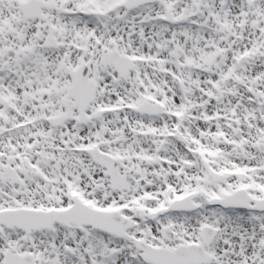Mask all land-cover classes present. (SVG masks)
Listing matches in <instances>:
<instances>
[{
	"label": "snow or ice",
	"instance_id": "1",
	"mask_svg": "<svg viewBox=\"0 0 264 264\" xmlns=\"http://www.w3.org/2000/svg\"><path fill=\"white\" fill-rule=\"evenodd\" d=\"M0 264H264V0H0Z\"/></svg>",
	"mask_w": 264,
	"mask_h": 264
}]
</instances>
